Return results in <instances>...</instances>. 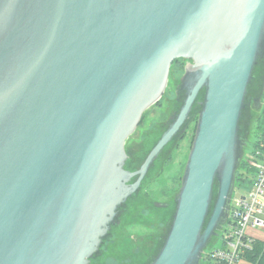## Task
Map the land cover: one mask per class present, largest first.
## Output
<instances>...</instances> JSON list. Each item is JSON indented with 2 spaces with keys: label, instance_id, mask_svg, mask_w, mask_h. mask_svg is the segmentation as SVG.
Wrapping results in <instances>:
<instances>
[{
  "label": "water",
  "instance_id": "1",
  "mask_svg": "<svg viewBox=\"0 0 264 264\" xmlns=\"http://www.w3.org/2000/svg\"><path fill=\"white\" fill-rule=\"evenodd\" d=\"M176 59L182 103L130 170L126 141ZM263 66L264 0H0V264H91L203 91L148 263L201 264L229 217L240 123ZM263 93L264 78L253 108Z\"/></svg>",
  "mask_w": 264,
  "mask_h": 264
},
{
  "label": "rangeland",
  "instance_id": "2",
  "mask_svg": "<svg viewBox=\"0 0 264 264\" xmlns=\"http://www.w3.org/2000/svg\"><path fill=\"white\" fill-rule=\"evenodd\" d=\"M180 64L182 65V63ZM183 68L184 67H181L179 64L173 66V69L170 71L169 75V81L171 82V84L177 81V77L182 74ZM166 89L167 90H165V96L162 106H155L154 108H152L146 119L148 122L145 125H142V127L136 129V131L131 134L127 142L126 150L129 156L127 160L130 162L131 166H136L144 153L145 149L143 147V144L141 143V137L143 132H145L146 126L151 122L154 123L155 120L160 116V110L165 109V107H170L171 100H173L175 97L174 90L171 87L168 86V88L166 87ZM249 112V133L247 135L244 147L246 155H248V153L251 151L252 144L255 141V138L263 130L264 97L261 98L260 107L258 109H255L253 108V105H250ZM247 115L248 111H246L242 123L247 120ZM189 126L190 127L187 130L185 138L180 142L177 150L173 155L172 161L164 169L160 179L152 183L153 175L149 177V181L147 182V194L149 195V199H153L157 202L171 203L173 197H175L177 193L176 189H178L179 187V180L184 169V165L194 134V124L189 123ZM238 192L239 189L235 191V194H237ZM138 208H140L142 212ZM152 211H154V209L143 197V193L129 202L122 214L121 226L119 228H114L112 240L107 244L106 247H104V250L102 251L103 253L99 257L92 260L91 264H129L132 258L131 257L129 259L130 254L133 253V255L136 257V254L140 250V244L145 243L146 240H148L147 236L141 232L143 230L141 228L143 224H146L148 222L147 219L151 217V214L153 213ZM154 212L155 216H158L161 213L160 211ZM164 232H166V229L163 230V233ZM220 232H222V230L218 232V235L212 238L211 242L204 251L209 252L211 249L222 245ZM246 233L251 235L252 237L264 240V227H252L249 225L246 228ZM241 259L242 258L239 259L240 261L238 260L240 264H249L247 261ZM209 264H215V262L210 261Z\"/></svg>",
  "mask_w": 264,
  "mask_h": 264
},
{
  "label": "trees",
  "instance_id": "3",
  "mask_svg": "<svg viewBox=\"0 0 264 264\" xmlns=\"http://www.w3.org/2000/svg\"><path fill=\"white\" fill-rule=\"evenodd\" d=\"M182 63V65L180 64ZM180 65L181 67H184V60L183 59H176L173 61L170 67V71L173 69V66ZM179 76L177 77V79ZM260 83V79L257 82H254L255 86ZM168 82V86L171 87L173 90L177 84V81L172 83ZM167 86V88H168ZM167 90V89H166ZM165 92L160 97V99L153 104L150 108H148L142 115L141 120L137 126L136 129L139 127H142V125H145L148 121L147 116L149 115L152 108L155 106H162L163 100H164ZM175 96V94H174ZM203 97V91H201L196 99V102L193 105V108L189 114V122L186 127V131L183 132L179 137L173 139L168 145L165 146L163 151L160 153L156 161L154 162L153 167L149 170L148 174L146 175L145 179L142 183V188L139 193L132 195V197L128 200L127 204L131 202L135 197H138L141 193H143V197L147 200L148 204L154 209V211H160L161 213L158 216H155V212L151 214V217L147 219V223L143 224V229L141 232L144 233L148 240H146L145 243L140 244V250L136 254V257L133 255V253L130 254L129 259L131 258V262L129 264H148L152 261L153 257L157 254L158 250L163 244L165 235L167 233L169 224L172 219L173 212L175 210V202L174 197L171 203H166V207H156L154 205V200L149 199V195L147 194V182L149 181V177L153 175L152 183L159 180L161 177V174L163 173L164 169L169 165V163L173 159V155L175 151L177 150L180 142L185 138L187 134V130L189 129V123H193V131L195 132V125L197 121L198 112L200 109L199 104L197 103L198 100L202 99ZM264 97V94H263ZM182 103L181 99H177V97H174L173 100H171L170 107H165V109L160 110V116L158 119L155 120V122H151L148 124L145 128V132L142 134V141L144 147V153L142 157L139 160V163L136 166H131L130 162L126 161V167L130 170L137 169L140 164L143 162L145 156L151 149V147L156 143V141L159 139L161 133L165 130L167 127V119L172 111L178 110L180 105ZM264 116V115H263ZM136 131V130H135ZM194 136V134H193ZM130 138V137H129ZM129 138L126 141L125 147L127 146V142ZM193 139V138H192ZM192 143V141H191ZM191 147V145H190ZM245 147V146H244ZM127 149V147H126ZM257 150H264V126L262 132L255 138V141L252 144V149L249 153H254ZM243 156L239 162V166L236 170V176H235V183H234V191L233 194L237 189H239V192H246L251 188L254 176H255V168L250 166L247 161V157L245 154V148H244ZM127 152V150H126ZM129 158V156H128ZM183 173V172H182ZM150 180V182H151ZM181 177L179 180V186H180ZM149 182V183H150ZM178 189H176V192H178ZM215 191H216V183L214 185V194H213V201L215 197ZM233 196V195H232ZM165 203V202H164ZM140 211L141 209L138 208ZM125 211V209H124ZM142 212V211H141ZM140 212V213H141ZM121 226V223L117 225L114 228H119ZM140 229V230H141ZM166 229V232L163 233V230ZM139 230V231H140ZM222 230V229H221ZM221 234V232H220ZM221 236V235H220ZM113 236L105 242L104 247L107 246V244L112 240ZM249 239L251 241L249 242L248 246L244 249L243 253L241 254V258L247 260L251 264H264V240L251 237L249 236ZM104 250V248H103ZM103 253V252H102ZM210 260L208 258V253L206 251L202 254L201 264H209Z\"/></svg>",
  "mask_w": 264,
  "mask_h": 264
},
{
  "label": "built area",
  "instance_id": "4",
  "mask_svg": "<svg viewBox=\"0 0 264 264\" xmlns=\"http://www.w3.org/2000/svg\"><path fill=\"white\" fill-rule=\"evenodd\" d=\"M246 157L255 168V176L249 190L234 193L231 198L229 217L220 234L222 245L207 252L215 264H235L251 241L247 226L264 227V151L258 159L251 153Z\"/></svg>",
  "mask_w": 264,
  "mask_h": 264
},
{
  "label": "flooded vegetation",
  "instance_id": "5",
  "mask_svg": "<svg viewBox=\"0 0 264 264\" xmlns=\"http://www.w3.org/2000/svg\"><path fill=\"white\" fill-rule=\"evenodd\" d=\"M263 78H264V69H263V73H262V75L260 77V83L257 84L255 86V88L252 89L250 95L248 96V104L246 106V109L244 110V114L242 116V120H241V123H240V135L243 138H246L248 133H249V125H250V119H249L250 118V112H249V109H250V105L254 106V101H255V105L257 103L256 100H257V98H258V96L260 94V91H261V84H262ZM174 94H175V90H174ZM263 94H262V98H263ZM246 111H248V115L246 117L247 120L244 123H242L243 119L245 117Z\"/></svg>",
  "mask_w": 264,
  "mask_h": 264
},
{
  "label": "bare ground",
  "instance_id": "6",
  "mask_svg": "<svg viewBox=\"0 0 264 264\" xmlns=\"http://www.w3.org/2000/svg\"><path fill=\"white\" fill-rule=\"evenodd\" d=\"M264 150H258V153H257V151L256 152H254V153H251V155L252 156H254L255 157V159H258L259 157H261V154H262V152H263Z\"/></svg>",
  "mask_w": 264,
  "mask_h": 264
},
{
  "label": "crops",
  "instance_id": "7",
  "mask_svg": "<svg viewBox=\"0 0 264 264\" xmlns=\"http://www.w3.org/2000/svg\"><path fill=\"white\" fill-rule=\"evenodd\" d=\"M248 236H251V235L248 234ZM251 237H252V236H251ZM241 260H245V259H241ZM239 261H240V260H239ZM239 261L237 262L238 264H240ZM245 261H247V260H245ZM247 262H248V261H247ZM237 263H236V264H237ZM248 263H249V262H248ZM249 264H251V263H249Z\"/></svg>",
  "mask_w": 264,
  "mask_h": 264
}]
</instances>
